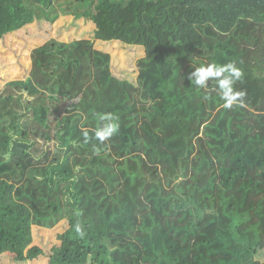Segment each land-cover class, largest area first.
<instances>
[{
	"label": "trees",
	"instance_id": "16d2710c",
	"mask_svg": "<svg viewBox=\"0 0 264 264\" xmlns=\"http://www.w3.org/2000/svg\"><path fill=\"white\" fill-rule=\"evenodd\" d=\"M61 15L94 38L49 39L0 89V187L33 225L68 222L47 264H264V0H0V40ZM94 39L143 47L137 81ZM201 61L240 68L242 105L191 85ZM31 240L1 224L0 259L46 255Z\"/></svg>",
	"mask_w": 264,
	"mask_h": 264
},
{
	"label": "rangeland",
	"instance_id": "374dc122",
	"mask_svg": "<svg viewBox=\"0 0 264 264\" xmlns=\"http://www.w3.org/2000/svg\"><path fill=\"white\" fill-rule=\"evenodd\" d=\"M66 3H62L60 7L66 8ZM94 29L95 24L91 21L76 19L72 15H61L54 22L45 19L36 20L9 34L5 39L0 40V89L8 80L21 79L29 75L32 63L30 54L35 47L52 38L65 42L80 38H94ZM94 40L97 48L111 54L112 72L115 76L131 82L137 81V64L139 59L145 56L143 47L121 41ZM81 98L82 96H79L76 101ZM13 189V186L9 184L0 187V225L29 234L32 240L28 247L39 245L45 250L46 255L34 261L25 262L26 264H47L50 249L60 243L57 235L68 227L67 219H62L51 228L33 225L31 215L24 206L14 202L15 199L11 195ZM257 258L264 261V249L259 252ZM0 264L15 263H12L11 259L7 262L0 259Z\"/></svg>",
	"mask_w": 264,
	"mask_h": 264
},
{
	"label": "clouds",
	"instance_id": "9594fccd",
	"mask_svg": "<svg viewBox=\"0 0 264 264\" xmlns=\"http://www.w3.org/2000/svg\"><path fill=\"white\" fill-rule=\"evenodd\" d=\"M192 69L188 74L191 85L198 89H206L209 87V81H214V90L223 101V107L225 109H230L237 104H243L244 93L236 90L234 87L236 82L240 80L242 72L234 62L219 64L201 61L198 65L193 66ZM98 120L100 123L93 130V135L99 142L103 143L118 132V118L112 113H102L98 116ZM88 136V131H85V139ZM76 230L80 232L78 225Z\"/></svg>",
	"mask_w": 264,
	"mask_h": 264
}]
</instances>
